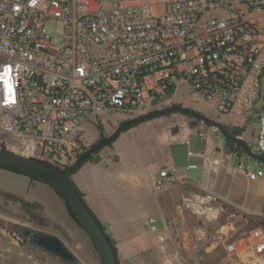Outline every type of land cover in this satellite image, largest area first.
<instances>
[{
	"label": "built area",
	"instance_id": "2783aa9c",
	"mask_svg": "<svg viewBox=\"0 0 264 264\" xmlns=\"http://www.w3.org/2000/svg\"><path fill=\"white\" fill-rule=\"evenodd\" d=\"M183 85L218 117H255L252 150L264 157V0H0V148L65 168L88 123L166 107ZM206 164L216 173L222 161ZM229 166L264 176L240 159ZM175 172L161 169L154 190ZM148 223L165 252L157 217ZM224 247V264H264V224Z\"/></svg>",
	"mask_w": 264,
	"mask_h": 264
},
{
	"label": "rangeland",
	"instance_id": "374dc122",
	"mask_svg": "<svg viewBox=\"0 0 264 264\" xmlns=\"http://www.w3.org/2000/svg\"><path fill=\"white\" fill-rule=\"evenodd\" d=\"M63 31L64 27L60 20H53L48 25V32L53 36L56 44H61ZM172 104L188 106L219 119L229 131H237L251 148L255 146L258 130L255 117H218L203 101L196 100L193 91L185 85L180 87L166 106ZM139 114L141 113L117 112L104 121L88 123L87 145L80 154L99 138L111 133L120 122ZM199 126L208 125L181 112H171L145 120L129 129L138 130L140 136L148 137L159 133L171 139L190 127ZM121 136L124 137L125 134ZM111 143L103 146L93 155ZM9 149L19 152L13 147ZM237 152L240 154V151ZM239 159L251 170L264 168L261 161L246 153H242ZM14 172L17 171L0 167V264H103L100 252L89 232L76 214L72 213L65 198H60L54 192V187H52L54 191L42 184L35 187L36 181L41 179L29 175L30 184H28L25 176ZM237 184L240 185L241 190L246 187L245 181L236 178ZM190 191L197 195L201 194L199 188H190ZM249 191L253 190L249 189ZM209 200L219 210L214 216H210L208 211L200 206L202 201L199 198L195 199L194 196L193 199L180 196L175 202H170V208L166 210L164 217L165 222L157 215L158 228H164L168 236L164 256L156 257L153 262L135 261L130 264H166L168 260L173 264H224L225 243L249 232L260 222L255 217L241 214L223 199ZM145 224L149 226L148 217ZM35 233L58 236L74 253L75 260H65L39 246L33 239Z\"/></svg>",
	"mask_w": 264,
	"mask_h": 264
},
{
	"label": "crops",
	"instance_id": "0c3cea01",
	"mask_svg": "<svg viewBox=\"0 0 264 264\" xmlns=\"http://www.w3.org/2000/svg\"><path fill=\"white\" fill-rule=\"evenodd\" d=\"M139 133L135 129L122 132L72 174L74 184L113 240L120 264L153 262L164 256L145 220L158 215L165 222L170 202L180 196L199 198L200 206L210 216L219 210L209 199L220 198L241 214L255 217L260 224L264 222V176L252 180L246 173L230 168L229 161L239 159L242 153L230 150L228 139L217 128L190 127L171 139L159 133L148 137ZM213 157L222 161L216 173L210 172L206 164ZM192 163L197 167H189ZM164 168L176 170L174 181L166 189L155 191L154 183ZM14 173L25 176L30 184L28 174ZM236 178L245 181L244 190L236 185ZM197 181L200 186L195 184ZM38 184L54 189L43 180H37L35 187ZM190 188H199L201 194ZM160 230L165 233L164 228Z\"/></svg>",
	"mask_w": 264,
	"mask_h": 264
},
{
	"label": "water",
	"instance_id": "95a60500",
	"mask_svg": "<svg viewBox=\"0 0 264 264\" xmlns=\"http://www.w3.org/2000/svg\"><path fill=\"white\" fill-rule=\"evenodd\" d=\"M171 112H181L187 116L199 119L208 126L217 128L225 138L235 142L241 146L242 150L246 154L264 164V157L254 152L245 139L230 132L227 126L219 119L212 118L207 114L188 106L172 104L163 108L144 112L120 122L111 133L104 135L95 141L85 151L79 154L66 168H61L34 156H29L6 148H0V165L12 166L28 171L60 190L61 195L59 193L57 194L65 198L68 205L72 208L80 220L81 224L89 232L98 251L100 252L103 264H120L110 236L107 234L105 228L88 206L79 189L74 184L72 174L91 155L96 153L103 146L115 140L117 136L126 128ZM35 242L42 248L60 256L65 260L73 261L76 258L74 253L65 245V243L54 234H40L35 239Z\"/></svg>",
	"mask_w": 264,
	"mask_h": 264
},
{
	"label": "trees",
	"instance_id": "16d2710c",
	"mask_svg": "<svg viewBox=\"0 0 264 264\" xmlns=\"http://www.w3.org/2000/svg\"><path fill=\"white\" fill-rule=\"evenodd\" d=\"M196 120H198V121H200L199 119H197V118H195ZM134 126V125H133ZM132 126H130V127H128V128H126L125 130H127V129H129V128H131ZM228 128V127H227ZM124 130V131H125ZM229 130V129H228ZM231 132V131H230ZM232 133H234V134H239L237 131H233ZM119 136V135H118ZM117 136V137H118ZM114 141V140H113ZM112 141V142H113ZM109 144V143H108ZM107 144V145H108ZM228 146H229V148H230V150H232V151H240V153H245L243 150H242V148H241V146H239L238 144H236L235 142H233V141H231V140H228ZM87 149V148H86ZM85 149V150H86ZM84 150V151H85ZM0 167H5V168H9V169H12V170H14V171H17V172H21V173H25V174H28V175H30V176H32V177H36V178H39L38 176H36L35 174H32V173H30V172H28V171H25V170H22V169H19V168H16V167H12V166H7V165H0ZM66 168V167H65ZM40 179V178H39ZM42 180V179H41ZM44 181V180H43ZM53 186V185H52ZM54 187V186H53ZM54 189H55V191L57 192V193H59L60 194V190H58L56 187H54ZM81 193V192H80ZM61 195V194H60ZM63 197V196H62ZM64 198V197H63ZM67 202V201H66ZM68 204V203H67ZM68 207L70 208V210L72 211V213H74V211L72 210V208L68 205ZM262 224H264V222L262 223ZM110 239H111V237H110ZM111 241H112V243H113V245H114V242H113V240L111 239ZM114 248H115V250H116V253H117V249H116V247H115V245H114Z\"/></svg>",
	"mask_w": 264,
	"mask_h": 264
},
{
	"label": "flooded vegetation",
	"instance_id": "af4514ba",
	"mask_svg": "<svg viewBox=\"0 0 264 264\" xmlns=\"http://www.w3.org/2000/svg\"><path fill=\"white\" fill-rule=\"evenodd\" d=\"M39 235H40V234H38V233H35V234H34V236H33L34 241H35V239H36Z\"/></svg>",
	"mask_w": 264,
	"mask_h": 264
}]
</instances>
